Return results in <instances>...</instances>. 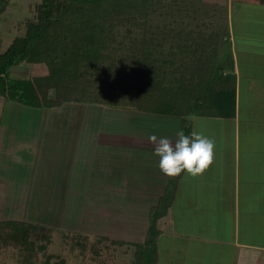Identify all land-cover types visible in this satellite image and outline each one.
Wrapping results in <instances>:
<instances>
[{"label": "crops", "instance_id": "0c3cea01", "mask_svg": "<svg viewBox=\"0 0 264 264\" xmlns=\"http://www.w3.org/2000/svg\"><path fill=\"white\" fill-rule=\"evenodd\" d=\"M261 25L264 28V22ZM254 38H258V47L253 46ZM227 39L226 72L234 86L233 115L185 119L189 134L195 130L215 142L213 163L201 175L182 173L176 178L166 215L155 224L157 264L159 255L167 251L178 264H264V31L234 28L231 19ZM71 104L74 108L67 113L79 115L78 122L83 126L50 129L54 110L61 106L33 108L39 109L34 112L37 126L21 128L20 132L28 136L15 141L6 138L0 145V153L6 156L3 161L12 162V170L0 167V222L20 224L30 220L28 223L36 222L49 234L59 229L27 216L33 186L29 182L42 184L47 181L46 172H50L36 160H47L45 165L53 160L70 178L47 190L73 192V197L84 199L81 223L87 221L89 231L85 232L89 236L98 234L126 244H142L150 211L169 190L171 179L159 171V158L153 154L148 137L155 134L175 142L183 120L122 107ZM112 112L119 116V126L100 127L99 119ZM94 115H98L97 123L86 126L84 121ZM169 118L179 122H170ZM124 119L126 126L122 125ZM45 143L53 144L49 148L53 157L40 153ZM12 249L15 253L25 250ZM13 257L18 264V254L1 252L0 264H12Z\"/></svg>", "mask_w": 264, "mask_h": 264}, {"label": "trees", "instance_id": "16d2710c", "mask_svg": "<svg viewBox=\"0 0 264 264\" xmlns=\"http://www.w3.org/2000/svg\"><path fill=\"white\" fill-rule=\"evenodd\" d=\"M8 4L0 0V16ZM33 9L22 35L0 52L4 100L32 108L101 104L175 116L186 135L185 121L194 116L233 115L228 46L222 53L227 29L210 2L40 0ZM16 66L26 68L25 78H9ZM176 178L150 211L142 244L97 241L131 248V264H157L155 224L166 215ZM28 228L0 222V244L26 248Z\"/></svg>", "mask_w": 264, "mask_h": 264}, {"label": "rangeland", "instance_id": "374dc122", "mask_svg": "<svg viewBox=\"0 0 264 264\" xmlns=\"http://www.w3.org/2000/svg\"><path fill=\"white\" fill-rule=\"evenodd\" d=\"M170 1L172 0H163V3H169ZM199 1L210 2L211 5L216 6L219 11L218 14H221L223 17L222 20H224L223 23L225 29H227L229 21L232 19L234 28L240 27L242 30H251L255 33L260 32V30L264 31V28L261 25V23L264 22L262 19L264 18V7H261L259 3H253L250 2V0ZM39 2L40 0H9L8 6L6 7L4 13L0 16L1 53L8 47L14 37L22 35L25 23L23 20L28 17H32L34 5ZM257 40L258 38L253 39V46L255 45V47H258ZM227 46L228 44H224L222 53L226 52ZM26 76L27 70L25 67L16 66L10 68V79L25 78ZM72 108H74L73 104L66 103L60 108L54 110L56 112L53 114V118H51V123L49 124L50 129L55 126L60 127L62 125H65L67 130L73 126H83L80 125L83 123L78 122V120H80L79 115L67 113ZM75 109H78L76 105ZM38 110L39 109L22 106L15 102L6 101L0 96V145H4V140L6 138L15 141L16 138L20 139V137H25L27 134L25 135L24 133H21V128L25 129L29 127L32 129L34 126H37L36 119L34 118V112ZM97 111L98 108H96L95 114H97ZM36 116L39 117V113H37ZM81 117L85 118V115L81 114ZM144 117L147 118L148 116ZM97 118L98 115H94L93 119L90 121H84V123L86 126L90 127L91 124L97 123ZM118 118L119 116L112 112L110 116L105 115L103 118L99 119L98 123L100 127H116L119 126ZM124 121L126 120H123L124 124L122 125L126 126ZM168 121H175L176 123L179 122L173 118H169ZM9 128L17 129L10 130ZM6 131H9V133H4ZM51 134L52 132H49L48 136L51 137ZM79 136L82 137V135ZM10 141L11 140H8L7 143H10ZM31 142L33 141H29V143ZM41 144L43 143L41 142ZM47 144L45 143V147L41 148L40 153H44L45 157H53L54 152L49 150V148H52L53 144ZM55 150L56 154H58V147H56ZM4 159H6V156H4V153H0V167L3 169L9 167V169L12 170V162H4ZM36 161L37 165L40 166L41 164L45 169L48 168L50 172H46V176H48L46 178L47 181H42V184L40 183L41 181H39L40 184H37L38 182L34 181L29 182V184L31 183V186H33L30 191L31 195L29 197V205L27 206V216L32 220L39 218V221L42 223L54 224V227H58L59 229L53 230L51 231L52 233L49 234L46 229H44L45 233L44 231L42 232V229L34 224L36 222L28 223L30 220H27L26 222L17 221L29 227L27 230L28 242L26 244V248H24L25 250L22 249L17 251L18 253H15L16 251L12 249V246L1 245L4 249L0 250V253L10 252L11 254H18L20 257L18 264H131V248L126 249L125 246H114L108 242L99 243L97 241L99 238L98 234L95 236H89L85 232L89 230L87 229V221L84 220L86 223H81V217L83 215L82 212L84 209V199L73 197V192L63 191L60 189L47 190L52 185L59 184V186H61L66 183L67 178H70L69 175L58 167L57 162H52L53 160H48V165L44 164L47 160L42 161L37 159ZM61 172L64 174H61ZM79 177L80 174L78 173V184H80ZM34 178L36 179V176ZM49 179H53V182ZM71 183L73 182L71 181ZM19 191L20 188L17 190V196ZM75 194L77 195V193ZM169 253L170 252L167 251L159 255L161 257L159 264H166V261L171 262L170 264H178V261L171 259L172 257H170ZM12 264H16L15 257H13Z\"/></svg>", "mask_w": 264, "mask_h": 264}, {"label": "clouds", "instance_id": "9594fccd", "mask_svg": "<svg viewBox=\"0 0 264 264\" xmlns=\"http://www.w3.org/2000/svg\"><path fill=\"white\" fill-rule=\"evenodd\" d=\"M176 140L152 134L148 137L153 145V154L159 158V171L167 178L203 174L213 163L215 142L193 130L186 135L183 130L176 133Z\"/></svg>", "mask_w": 264, "mask_h": 264}]
</instances>
